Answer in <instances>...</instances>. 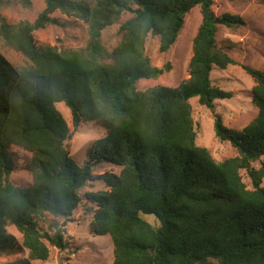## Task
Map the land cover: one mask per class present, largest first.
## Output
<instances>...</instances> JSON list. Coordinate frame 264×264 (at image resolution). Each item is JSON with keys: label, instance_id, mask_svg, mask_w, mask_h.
<instances>
[{"label": "trees", "instance_id": "1", "mask_svg": "<svg viewBox=\"0 0 264 264\" xmlns=\"http://www.w3.org/2000/svg\"><path fill=\"white\" fill-rule=\"evenodd\" d=\"M44 2L34 23L0 19V39L29 59L17 69L0 53V253L14 248L6 231L12 225L32 261L48 260L49 246H69L66 222L59 219L69 221L85 203L93 215L91 234L112 240L113 264H264V71L243 67L255 83L254 121L235 131L215 117V134L238 151L234 158L217 162L197 144L191 105L197 98L213 109L216 101L233 97L211 79L213 70L238 65L217 47L216 36L218 26L234 29L244 20L216 16L214 0ZM196 7L202 24L193 41L189 80L175 89L139 91V81L171 70L170 64L152 65L148 37H158L160 51L167 53ZM57 11L88 25L84 49L38 46L34 33L57 24L52 18ZM125 13L132 16L120 26L119 44L109 50L103 34ZM62 103L71 112L74 132L84 121L106 130L82 166L65 145L73 133L56 107ZM12 147L32 154L29 187L10 181L16 168ZM102 160L119 173L93 177ZM260 160L261 167H253ZM101 180L105 191L81 194ZM49 215L53 220L45 229Z\"/></svg>", "mask_w": 264, "mask_h": 264}, {"label": "rangeland", "instance_id": "2", "mask_svg": "<svg viewBox=\"0 0 264 264\" xmlns=\"http://www.w3.org/2000/svg\"><path fill=\"white\" fill-rule=\"evenodd\" d=\"M95 1V0H89ZM44 0H29L28 5H23L20 0H10L0 5V19L7 23L17 25L21 22L34 23L44 11ZM214 13L216 16L231 14L241 17L245 25L230 29L218 26L216 36L217 47L226 51L238 65H231L226 70L215 69L211 79L215 86L233 93L227 100H218L213 109H208L199 104V99L191 100L193 118L196 123L197 144L206 147L217 162L238 156V151L229 143L222 142L215 134V117L219 115L229 129L242 131L254 121L259 110L252 102V91L255 86L253 79L243 69L244 66L264 71V0H214ZM125 13L121 21L109 27L103 34V44L109 49L115 48L122 39L120 26L131 18ZM52 18L58 21L45 29L34 33L35 40L40 47L55 46L59 50L77 51L84 49L89 41V27L82 20L56 12ZM202 24V14L199 7L194 8L185 17L184 27L177 42L167 53L160 51V41L156 36L150 35L146 42V55L153 66L163 68L170 64L171 70L158 79L141 80L137 84L139 91H147L157 87L178 88L190 78L189 63L193 56V41ZM0 53L17 69L27 65L29 59L0 39ZM57 109L67 121L72 136L65 145L71 156L82 166L89 160V155L95 143L103 139L106 130L95 122H82L77 132H74L72 115L65 104H58ZM15 171L10 176V181L19 187H29L34 183L28 165L32 154L20 147H12ZM261 161L253 163L259 169ZM119 168L107 160H102L94 168L93 177L100 175H116ZM244 183L249 190H254L253 183L246 172H242ZM92 186L82 191L98 193L105 191L104 182L97 181ZM264 186V182H263ZM85 204V203H82ZM80 205L74 211L69 221L59 219L65 223L68 248H50V256L46 261H32L29 252L23 247V236L17 229L9 225L7 235L11 237L14 248L0 253V264H18L20 261L29 260L31 264H113V243L109 236L96 237L91 234L92 212L88 206ZM95 209V205H92ZM155 223L153 217H147ZM53 220L48 216V221L43 224L45 229Z\"/></svg>", "mask_w": 264, "mask_h": 264}]
</instances>
